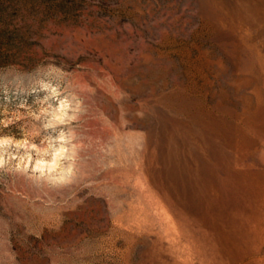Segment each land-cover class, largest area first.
<instances>
[{"label":"rangeland","instance_id":"374dc122","mask_svg":"<svg viewBox=\"0 0 264 264\" xmlns=\"http://www.w3.org/2000/svg\"><path fill=\"white\" fill-rule=\"evenodd\" d=\"M5 108L75 174L0 173V264H264V0H0Z\"/></svg>","mask_w":264,"mask_h":264},{"label":"clouds","instance_id":"9594fccd","mask_svg":"<svg viewBox=\"0 0 264 264\" xmlns=\"http://www.w3.org/2000/svg\"><path fill=\"white\" fill-rule=\"evenodd\" d=\"M53 71L63 70L54 68ZM63 92L64 89L59 84L51 88L50 98L58 101L55 106L48 103L49 98H46L36 111L28 106L26 101L22 102L21 106L26 108L25 114L31 115L35 120L46 119L47 122L43 123L45 130L55 129L60 125H71L72 122L79 119V115L84 110L83 101L74 94L76 106L73 109L66 96L61 99ZM4 93L6 99H10L7 89H4ZM19 107L17 106L12 111H19ZM70 111L73 112L72 115H69ZM0 115L5 116V119L0 121V129L11 126V124L5 122L7 118L6 108ZM73 140L74 135H66L64 131H61L54 139L51 137L45 138L40 145L33 142L28 133L21 135L19 138L11 134H0V173L20 174L30 180L47 177V184L52 188L67 185L71 183L75 174V146ZM33 152L39 157L38 159L34 158ZM46 157H50V159ZM65 161H70V163L65 164ZM37 173L39 176H36ZM37 187L39 186L37 185Z\"/></svg>","mask_w":264,"mask_h":264},{"label":"bare ground","instance_id":"6f19581e","mask_svg":"<svg viewBox=\"0 0 264 264\" xmlns=\"http://www.w3.org/2000/svg\"><path fill=\"white\" fill-rule=\"evenodd\" d=\"M261 187V186H260ZM264 190V189H263ZM262 194H263V192H262ZM264 201V200H263Z\"/></svg>","mask_w":264,"mask_h":264}]
</instances>
